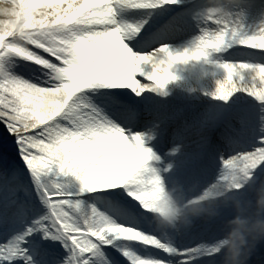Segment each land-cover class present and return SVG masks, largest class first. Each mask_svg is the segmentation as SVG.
<instances>
[{"label": "clouds", "instance_id": "9594fccd", "mask_svg": "<svg viewBox=\"0 0 264 264\" xmlns=\"http://www.w3.org/2000/svg\"><path fill=\"white\" fill-rule=\"evenodd\" d=\"M171 6L191 8L196 33L179 45L135 47L155 13ZM113 38L123 52L124 70L116 75L95 70L97 61L84 55L86 47ZM188 62L207 66L213 77L203 96L225 105L241 96L253 101L264 133V0H0V108L26 137L25 147L17 145L47 209L41 219L55 220L27 235L42 234L67 250L54 264H82L85 254L113 264L106 245L120 248L128 264H157L138 254L137 244L168 253L167 264H264V135L260 146L221 155L214 180L186 186L167 179L184 143L160 154L153 147L160 124L136 131V114H122L121 123L94 101L115 90L166 99L177 67ZM22 64L43 82L16 74ZM170 76L175 79L161 89L157 81ZM120 140L144 163L126 177L101 175L99 161L107 157L101 149ZM73 144L91 146L92 153L82 154L87 163H73L66 150ZM116 189L126 190L135 212L102 211L83 200ZM201 226L211 238L178 250L179 239ZM24 243L14 239L0 248V264H41Z\"/></svg>", "mask_w": 264, "mask_h": 264}, {"label": "bare ground", "instance_id": "6f19581e", "mask_svg": "<svg viewBox=\"0 0 264 264\" xmlns=\"http://www.w3.org/2000/svg\"><path fill=\"white\" fill-rule=\"evenodd\" d=\"M161 11V10H160ZM157 11V12H160ZM188 11L191 13L192 10L191 8H188ZM157 13L153 16V18L151 20H153L156 17ZM164 22H162L163 24ZM161 25V24H160ZM183 28V30L181 31H176V32H172V30L170 29V33L169 35H165L164 37L161 38V42H169L172 44H176L179 45L181 43H183L185 40H187L190 36L194 35L196 33V29L195 27H187V25L185 24ZM135 47L143 49V46L141 45L140 47H138V45L136 44ZM204 69H208L207 66H201L198 65V63L195 62H188L185 65H180L177 67L176 70V74L178 75L179 79L175 82H173L169 88L172 92L171 96H179L178 93L179 92H184V90L188 89L190 87V83L193 82L192 81V77H196V78H200L201 77V71ZM211 75V74H210ZM213 78V77H212ZM30 79V77H29ZM33 82H40L42 83V81H38L35 79H30ZM125 97H128L129 101H135L138 103L137 106L140 107V105L142 106L141 108L143 109L144 107L146 108L145 110H143V114L146 115L145 119H142L143 124H142V130H147L148 128L152 127L154 122L157 121H161L162 118L168 119V117H166L168 114L166 112H162L159 109H153L150 105H148L149 103H160V106H164V104H168L166 102L163 101V97L157 96L155 94H145L144 97L142 98H137L135 96H133L132 94H130L127 90H115L114 92L105 94V95H100V96H95L94 97V101L95 103L102 107L105 108L112 116L113 118L119 120L121 123H124V120L122 119V114L125 113H130V111H126V112H121L117 109H115V104L116 103H121L124 106H131V104H129L127 102V100H125ZM140 103V104H139ZM174 104V103H171ZM168 106L164 107L165 109ZM133 107V106H131ZM135 110H139L138 108H134ZM173 113V112H171ZM142 114V115H143ZM193 121L190 119H187L186 123L185 122H179L175 127L176 128H171L170 132L168 133V137L167 139L170 140V146L173 143L176 142H182L185 145V151H194L192 150L194 147H196V145L201 144L202 139H201V132L202 130L195 128L193 126ZM248 124H251L250 126H248V135H246L245 133L243 134V132L240 131H236L237 132V138L231 139L229 137H227V135L225 136V132L223 133L222 130H220V132L218 133V137L216 138V141L214 140V152L218 153L217 157H218V164L220 166V156L221 155H227L230 154L233 150H242L244 148H251L253 145H258L259 144V138L261 135H264V133H260L259 132V128H255V124L253 123V119L250 118L247 120ZM163 123V122H162ZM167 126V125H166ZM136 128V122L134 124V130ZM254 130V133L251 131ZM165 132V131H164ZM156 144H161L162 142L160 141V137L158 139V141H156L154 143V145ZM153 145V146H154ZM185 155L183 154L180 158H178L176 160V165L184 160ZM187 157V156H186ZM218 167H215L213 170V174L211 176H205V175H198L197 178H193V177H181V172L178 168H176V171L171 175L168 176L167 179L169 182L175 181V180H179L182 183H184L186 186H191L194 182H199L201 185L207 184L208 182L214 180L218 174ZM0 172L3 173V171L0 169ZM107 194H114V196L112 197H117L118 199H131L130 197L127 196L126 194V190L125 189H116V190H109V191H105V192H100V193H95V194H85L83 197V200L86 204V206H97L100 210L102 211H109V212H117L115 211V207H117V204L114 203H106L104 201V197ZM117 199V200H118ZM14 212L11 213V216H14ZM1 224V223H0ZM7 224V223H5ZM145 227L146 229V225H142ZM5 226H2V228H4ZM0 228V243H5L8 240L12 239L15 236H12L11 232L8 231L7 229H2ZM198 234L196 235V242L199 244L202 241L205 240H209L211 238L212 235V231L209 228H203L201 227L200 230H198ZM201 232V233H200ZM115 249L116 251L120 252L123 254L122 250L120 248H117L113 245H106V247H104L103 251H105V253L107 254L108 258L110 257L111 260L113 261V264H118L117 259L115 258V256H113L110 253V249ZM167 257L166 259L168 260L169 258V254L167 253ZM143 258H150V259H154L155 261H159L157 255H154L152 252H150L149 249H147L145 251V253L143 255H141ZM125 259V257H124ZM43 262L45 264H53L54 263V258L53 257H46L45 259H43Z\"/></svg>", "mask_w": 264, "mask_h": 264}, {"label": "rangeland", "instance_id": "374dc122", "mask_svg": "<svg viewBox=\"0 0 264 264\" xmlns=\"http://www.w3.org/2000/svg\"><path fill=\"white\" fill-rule=\"evenodd\" d=\"M153 47L154 45L152 44V48ZM19 67L25 68L23 64ZM200 73L201 77L199 79L196 77H192L193 84L188 89V91H186L185 96L189 101L192 100V103H194L195 100H199L201 102V105H203V108L198 109L197 113H194L195 111L191 107H188V111L190 112L191 110V114H196V116H198V112L200 110H209L208 113H211V116L215 120L213 124L212 122L211 124H209L210 131L211 129L217 130L221 127H225L227 123H235L233 127L234 129L244 130L246 128V125L243 120L249 118L253 119L255 128H259L258 108L256 107L254 102H251L250 99L241 96L233 98L230 104L225 105L222 102L213 101L210 98L203 96V91L210 90L214 87V81L208 69H204ZM244 104L251 105V109H249V106H243ZM222 113H224V116H222ZM137 131H140V129H138ZM229 131L231 134L236 135V132L231 130ZM208 136V134H205V137ZM2 149L5 152L7 158L5 164L8 168L7 171L9 174V178H11L13 181L21 178L25 184L24 187L13 192L14 195L11 196V199L17 200V203L22 204L27 209H30L33 203L39 205L41 214L35 216L34 219L29 222L28 226H30L35 219L45 215L47 209L42 204L38 192L36 191L32 183L31 177L28 174L27 169L24 167L23 161L19 160L20 153L17 151V149H19L17 145V138L15 137L14 133H9L8 128L3 122H0V150ZM0 154H3V152L0 151ZM5 203L6 202L2 204V208L6 207ZM25 230L26 229H24V231ZM19 234L22 233H17V235ZM28 241L33 243L35 247H37V253L34 250L26 247L33 254H36L37 259H39V257L42 256V253L46 251L56 252L57 248L53 247L54 244H58L61 247L63 246V244L60 242L44 241L42 238V234H35L30 237Z\"/></svg>", "mask_w": 264, "mask_h": 264}, {"label": "snow or ice", "instance_id": "6c2138e0", "mask_svg": "<svg viewBox=\"0 0 264 264\" xmlns=\"http://www.w3.org/2000/svg\"><path fill=\"white\" fill-rule=\"evenodd\" d=\"M84 55L88 60L94 59L97 61L96 64L92 65V68L99 72L116 75L124 70L122 60L123 52L116 38H113L110 43H105L91 49L86 47L84 49ZM177 59H180V57H177ZM172 79H175V77L170 76L167 79H160L157 81V83L161 89H165L169 80ZM0 113H4L3 115H0V122H3L5 125H7L8 130L14 133L17 140L20 141L21 148L25 147L24 141L26 137L21 134L16 118L10 114L8 109L0 108ZM126 144L127 141L120 140L118 143L112 144L111 147L102 148L101 151L106 152L107 157L99 161L100 167L97 169V172L105 176L126 177L127 175L131 174V171L134 170L135 167L143 164L145 158L138 152H134L131 145H128L127 150H125ZM66 150H70L74 156V164H79L81 162L87 163V160L82 159V154H90L93 151L91 146L87 144L69 145L67 146ZM88 159L91 160L92 156L88 155ZM61 199H63V197H61ZM25 215V208L22 205L18 206L14 213V218L19 219ZM41 217L35 219L32 224L26 228L23 234L16 235L5 243H0V248L9 246L11 243H13L14 239L24 241L25 243L21 245L24 247V245L28 242V239L36 234L33 233L32 235H27L29 229L35 228L38 224H44L51 227V224L55 223V220H52L51 223H49L47 219H41ZM96 255L102 254L97 253ZM109 259L111 258L109 257ZM82 264H97L96 256H92V258L89 259L88 255H83ZM99 264H107V262L101 259Z\"/></svg>", "mask_w": 264, "mask_h": 264}]
</instances>
